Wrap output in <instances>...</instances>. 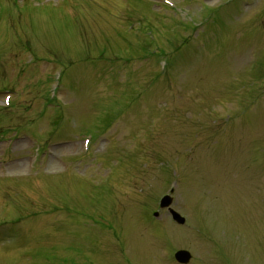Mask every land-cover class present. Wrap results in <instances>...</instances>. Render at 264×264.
I'll use <instances>...</instances> for the list:
<instances>
[{
    "label": "rangeland",
    "instance_id": "rangeland-1",
    "mask_svg": "<svg viewBox=\"0 0 264 264\" xmlns=\"http://www.w3.org/2000/svg\"><path fill=\"white\" fill-rule=\"evenodd\" d=\"M163 1L0 0V70L9 34L26 35L38 58L67 64L57 90L67 116L54 143L88 126L80 114L94 117L99 149L91 158L100 156L107 166L86 170L83 161L69 175L85 171L94 183L122 159L108 183L90 184L94 210L111 219L75 223L61 206L67 178L51 175H62L58 157L73 153L74 145H53L40 155L37 173L49 176L40 178L38 192L36 180L22 189L27 132L10 149L0 142L4 175L16 174L0 175V264H176L165 260L167 247H188V264H225L222 253L228 264H264V0H172L174 8ZM145 46L150 56L127 65V82L119 60L113 67L92 64L112 53L122 61L138 58ZM159 53L169 60L164 76L153 64ZM10 55L5 75L13 81ZM39 64L42 75L45 64ZM23 76L13 81L19 95ZM124 100L130 104L117 109ZM37 124V135L46 136L44 121ZM168 185L175 188L173 207L189 225H200V236L172 224L164 209L147 220Z\"/></svg>",
    "mask_w": 264,
    "mask_h": 264
}]
</instances>
